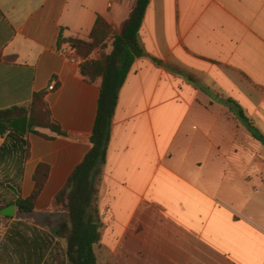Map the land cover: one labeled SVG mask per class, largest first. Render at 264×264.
<instances>
[{
	"label": "crops",
	"instance_id": "0c3cea01",
	"mask_svg": "<svg viewBox=\"0 0 264 264\" xmlns=\"http://www.w3.org/2000/svg\"><path fill=\"white\" fill-rule=\"evenodd\" d=\"M136 1L0 0V110L47 92L66 134H29L22 198L50 172L32 213L0 216V264H69L56 198L93 147L102 80L59 38L88 41L99 16L122 34ZM139 41L98 185L97 264H264V0H151Z\"/></svg>",
	"mask_w": 264,
	"mask_h": 264
},
{
	"label": "trees",
	"instance_id": "16d2710c",
	"mask_svg": "<svg viewBox=\"0 0 264 264\" xmlns=\"http://www.w3.org/2000/svg\"><path fill=\"white\" fill-rule=\"evenodd\" d=\"M150 2L136 1L122 34H115L111 25L99 16L88 41L66 39L63 35L59 38L58 49L63 51V47L68 46L72 52L67 56L70 61L82 60L80 71L86 80H102L99 111L91 136L93 147L56 198L57 204L64 203L68 208V222L61 227L60 235L65 236L67 241L69 264H97L95 246L102 239V224L95 206L98 185L106 165L120 91L135 61L147 55L139 41V33ZM95 53H98L97 58L92 57ZM46 96L47 92H40L34 95L33 101L27 106L0 110V137L3 139L0 148V188L4 186L6 190L5 196H0V211L15 205L21 213H32L48 180L50 168L40 165L34 176L35 189L32 195L27 199L22 198L21 182L25 164L31 156L29 134L53 139L40 132V129H50L58 136H66L52 118ZM21 117L29 118L26 135L10 126L11 121ZM239 117L257 136L255 128L241 113Z\"/></svg>",
	"mask_w": 264,
	"mask_h": 264
},
{
	"label": "water",
	"instance_id": "95a60500",
	"mask_svg": "<svg viewBox=\"0 0 264 264\" xmlns=\"http://www.w3.org/2000/svg\"><path fill=\"white\" fill-rule=\"evenodd\" d=\"M10 126L18 131L22 135L28 133V117L17 118L10 122ZM2 217H14L15 216V205H11L0 211Z\"/></svg>",
	"mask_w": 264,
	"mask_h": 264
},
{
	"label": "rangeland",
	"instance_id": "374dc122",
	"mask_svg": "<svg viewBox=\"0 0 264 264\" xmlns=\"http://www.w3.org/2000/svg\"><path fill=\"white\" fill-rule=\"evenodd\" d=\"M96 56L98 57V53H96ZM1 182H2V180L0 178V186H1ZM5 193H6V190H5V187L3 186L0 188V196H5Z\"/></svg>",
	"mask_w": 264,
	"mask_h": 264
},
{
	"label": "built area",
	"instance_id": "2783aa9c",
	"mask_svg": "<svg viewBox=\"0 0 264 264\" xmlns=\"http://www.w3.org/2000/svg\"><path fill=\"white\" fill-rule=\"evenodd\" d=\"M55 87H56V86H55V84L53 83V84H51V86L49 87V90H50V91H54V90H55Z\"/></svg>",
	"mask_w": 264,
	"mask_h": 264
}]
</instances>
